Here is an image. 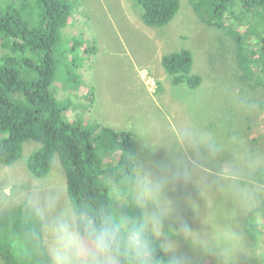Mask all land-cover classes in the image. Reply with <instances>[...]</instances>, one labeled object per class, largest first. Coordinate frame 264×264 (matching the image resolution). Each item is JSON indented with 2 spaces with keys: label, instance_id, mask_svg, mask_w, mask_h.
Instances as JSON below:
<instances>
[{
  "label": "rangeland",
  "instance_id": "rangeland-1",
  "mask_svg": "<svg viewBox=\"0 0 264 264\" xmlns=\"http://www.w3.org/2000/svg\"><path fill=\"white\" fill-rule=\"evenodd\" d=\"M65 1L72 3L73 12L62 31L61 61L51 90L59 105L69 108V119L92 130L101 176L118 187L125 174L119 162L122 138L106 134L104 127L132 134L137 147L134 165L143 162L158 172L162 165L175 171L178 164L187 163L194 172L192 180L170 186L166 193L176 205L166 230L177 253L185 257V264H224L221 255L205 253L174 234L181 222H187L201 236L238 235L240 246L230 264H260L264 243L255 245L244 231L249 209L215 184L233 183L219 175L225 168L246 179L258 164L264 165V83L245 79L234 38L243 37L245 52L260 47L247 32L257 20L253 13L257 1L248 0L249 6L244 0L236 1L237 12L226 19L232 33L204 22L193 0H180L179 12L163 26L143 21L138 0ZM183 48L192 50L193 72L203 77L195 89L175 85L162 64L164 54ZM7 51L0 45V55ZM181 135H210L220 151L214 156L203 149L185 151L179 144ZM145 144L156 147L148 151ZM39 145L27 140L15 163H0V213L29 200L44 207L55 199L54 214L72 204L58 153L46 177L29 171L27 158ZM208 185L213 187L204 196L202 189ZM188 196L198 211L186 202ZM113 209L116 212L114 201ZM0 264H5L1 258Z\"/></svg>",
  "mask_w": 264,
  "mask_h": 264
},
{
  "label": "trees",
  "instance_id": "trees-1",
  "mask_svg": "<svg viewBox=\"0 0 264 264\" xmlns=\"http://www.w3.org/2000/svg\"><path fill=\"white\" fill-rule=\"evenodd\" d=\"M138 1L142 19L149 26L168 24L180 9V0ZM236 1L193 0V5L204 22L232 33L226 19L237 12ZM244 1L249 6L248 0ZM256 1L258 9L253 13L257 20L247 32L257 38L260 47L245 52L243 37L234 38L239 44L237 58L246 71L245 79L263 84L264 0ZM72 12V3L65 0H0V45L8 49L0 55V163H15L22 156L25 142L35 140L40 145L27 158L32 175L46 177L58 153L71 203L105 206L114 214L138 215L139 210L127 204L117 205L114 211L111 189L115 185L103 178L97 168V145L92 130L69 119L66 114L69 108L59 105L51 90L61 61L62 31L68 26ZM257 25L262 28L256 30ZM162 64L175 85L184 83L195 89L202 84V75L193 72L191 49L164 54ZM104 132L122 138L123 155L119 162L125 171L123 176L130 175L137 155L132 134L110 127H104ZM256 174L252 171L237 182L244 186ZM247 186L255 185L247 183ZM27 206L28 202L19 203L0 213V258L5 264H46V257L34 250L35 239L43 236V227L30 216ZM257 211L264 213V199L248 211L244 220L245 234L255 245L259 244L254 220ZM158 255L165 256L163 252ZM260 264H264V257Z\"/></svg>",
  "mask_w": 264,
  "mask_h": 264
},
{
  "label": "clouds",
  "instance_id": "clouds-1",
  "mask_svg": "<svg viewBox=\"0 0 264 264\" xmlns=\"http://www.w3.org/2000/svg\"><path fill=\"white\" fill-rule=\"evenodd\" d=\"M179 144L185 151L188 148L203 149L209 156L220 151V146L210 135H181ZM144 147L153 151L156 145L145 144ZM252 171L258 174L247 183L255 187L250 188L247 183L239 186L236 181L241 177L228 168L219 175L233 183L224 187L215 182L221 193L237 198L250 211L264 197V165L258 164ZM193 174L187 163L178 164L175 171L162 165L156 172L143 162H137L131 174L122 176L119 186L111 189L115 206L130 205L139 210L134 216L121 212L114 214L105 206L75 202L54 214L55 199L50 198L44 207L36 200H29L30 216L43 227V236L35 239L34 250L37 255L46 257V264H185V257L177 253L166 230V222L176 207L166 193L170 186L190 182ZM212 187H204L202 194L207 196ZM185 200L194 211H198L190 196ZM262 216L264 213L255 212L259 243H264ZM174 234L205 253L221 255L224 264H230L232 253L240 246L241 240L235 233L217 232L213 237L201 236L187 222H181ZM160 252L165 256H159Z\"/></svg>",
  "mask_w": 264,
  "mask_h": 264
}]
</instances>
